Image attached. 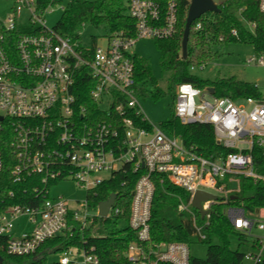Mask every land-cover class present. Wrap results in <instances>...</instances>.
<instances>
[{
  "label": "built area",
  "instance_id": "1",
  "mask_svg": "<svg viewBox=\"0 0 264 264\" xmlns=\"http://www.w3.org/2000/svg\"><path fill=\"white\" fill-rule=\"evenodd\" d=\"M255 1L264 12V0ZM12 2L9 15L0 16V131L13 134L12 179L22 183L33 178L30 193L35 204L18 203L0 211V236L7 237L6 251L31 254L50 238L93 228L94 217L119 216L121 209L115 202L102 217L99 205L92 206L87 195L69 202L62 195L52 196L51 186L74 180L88 194L130 163L135 171L143 168L144 173L133 190L128 227L136 237L124 252V264H196L188 242L151 237L154 175L187 190L189 200H181L176 211L189 212L193 225L200 230L197 214L190 209L198 190L217 196L201 202L208 216L214 202L221 199L227 203L240 192L242 176L264 181V171L259 172L253 160L255 146L264 156V95L233 100L215 97L209 88L200 89L190 82L177 85L174 112L181 122L212 124L217 144L236 149L225 158H207L152 123L136 93L135 53L131 49L141 38L172 36L178 21L177 3L169 2L163 13L153 0H131L129 13L137 19L135 36L119 32L108 35L105 45L75 48L55 26L47 25L46 14L61 0ZM252 62L264 65V54L248 58L247 63ZM82 67L92 77L90 100L106 114L105 119H95L93 112L78 101L76 75ZM195 68L191 66V70ZM3 168L0 152V175ZM102 172L110 176H100ZM232 183L236 187H231ZM10 194L13 196L12 191ZM226 214L254 248L244 253V261L264 264V206L248 214L230 205ZM23 216L32 227L16 237V221ZM95 231L92 235L97 234ZM93 250L70 247L60 253L58 261L103 264Z\"/></svg>",
  "mask_w": 264,
  "mask_h": 264
},
{
  "label": "trees",
  "instance_id": "2",
  "mask_svg": "<svg viewBox=\"0 0 264 264\" xmlns=\"http://www.w3.org/2000/svg\"><path fill=\"white\" fill-rule=\"evenodd\" d=\"M131 0H71L56 24L60 34L75 41L79 38L81 28L90 23L94 26H104L108 35L123 32L126 36H135L136 20L129 13ZM157 2L162 12H166L169 2L174 1L177 9L176 31L172 36L155 38L161 50V65L169 73V89L173 91L179 83L190 82L194 86L205 89L214 88L215 97H229L239 100L249 96L263 97L255 83L238 78L235 75L216 79H204L193 73L191 66H200L212 56L213 44L228 42H244L252 44L259 54H264V12H261L255 0H221L218 11H209L193 21L187 57L182 56V38L186 18L191 0H153ZM200 23L201 27L197 28ZM254 25L252 27L251 25ZM236 31V34L233 31ZM135 64V82L150 78L148 62L137 56L133 57ZM87 68L82 67L76 75V89L78 101L93 112L95 119H105L106 114L90 100L92 77ZM138 89V88H137ZM136 89V90H137ZM162 91H156L155 95ZM162 129L169 135L182 139L187 147L193 146L197 152L207 158H225L228 153L236 151L217 144L214 127L208 123H184L175 115L173 110L168 120L162 123ZM12 133L0 131V152L4 160V168L0 175V211L14 204H35L31 199V184L33 178L22 183L12 179L11 171L15 163V156L10 147ZM254 165L259 172L264 171V156L262 149H253ZM144 173V169L137 171L127 163L124 167L104 180L96 188L88 192L87 197L92 206L108 200L112 193L116 194L115 207L121 209V214L114 219L94 217L93 223L99 222L96 235H92L93 228L80 231L76 229L73 236H56L48 239L31 254L15 255L6 251L7 237L0 236L1 264H60L51 259L52 255L60 254L70 247L94 250L103 264H124V252L131 241L135 240V233L128 227L131 200L135 183ZM155 191L151 207L150 233L156 241H181L189 245L196 242L208 244L205 259L193 257L196 264H244V251L240 247H232V236H237L239 245L247 243V238L236 231L226 208L230 205L238 206L245 211L254 212L264 206V181H254L249 177H241L240 192L229 198L227 203L221 199L211 205L208 216H202L197 210V223L200 230L193 225L190 215L176 211L181 200L188 201L190 194L180 186L172 184L162 175H154ZM13 192V196L10 194ZM124 225L118 227L119 223ZM114 224V228H104L106 224ZM248 244V243H247Z\"/></svg>",
  "mask_w": 264,
  "mask_h": 264
},
{
  "label": "rangeland",
  "instance_id": "3",
  "mask_svg": "<svg viewBox=\"0 0 264 264\" xmlns=\"http://www.w3.org/2000/svg\"><path fill=\"white\" fill-rule=\"evenodd\" d=\"M51 8L46 14V21L49 27H54L61 19L62 13L71 0H61ZM219 3L221 0H214ZM12 0H0V16L5 17L9 15L12 9ZM79 38L74 41L75 48L89 47L94 44L105 45L108 32L104 26H94L90 23L85 24L79 34ZM138 57L143 58L148 62L150 67V78L139 80L137 84V96L144 113L147 115L152 123L162 127V123L169 119L174 108L176 99L173 91L169 89V73L164 71L161 65V50L156 44V39L152 37H145L139 39L131 49ZM212 56L204 61L203 68L196 66L193 71L197 76L204 79H216L221 77H228L235 75L238 78L255 83L260 92L264 95V65H257L254 62L247 63L248 58L259 57L260 54L254 49V46L244 42H228L222 45L213 44L211 46ZM161 90L162 93L155 95L156 91ZM176 93V89H175ZM206 99L212 100L209 95ZM199 101V98H197ZM100 176L109 177L110 173L102 172ZM51 195H62L67 198L69 202L74 200H83L87 195V190L78 186L74 180H63L58 184L51 186ZM192 212L196 213V208L190 206ZM92 212L95 213L94 210ZM190 215L189 212L186 213ZM124 225L119 223L118 227ZM114 224H105L104 228L108 230L114 228ZM32 224L23 216L16 221V228L13 233L16 237H20L23 232L30 230ZM99 227V222L94 224L93 229ZM255 233L261 232L255 229ZM232 247H240L246 253L253 251L249 244L243 243L239 245L237 236L231 237ZM191 254L195 258L205 259L208 252V244L203 242H196L190 245ZM61 254L52 255L51 259L58 260ZM244 264H253L251 260H245Z\"/></svg>",
  "mask_w": 264,
  "mask_h": 264
},
{
  "label": "water",
  "instance_id": "4",
  "mask_svg": "<svg viewBox=\"0 0 264 264\" xmlns=\"http://www.w3.org/2000/svg\"><path fill=\"white\" fill-rule=\"evenodd\" d=\"M218 10H219L218 4L214 0H191L186 18L185 28L183 32V38H182L183 58L187 57L188 41H189V35L193 21H195L197 18H199L202 14L206 12L218 11ZM209 91L210 93H213L214 88L211 87ZM115 198H116V194L112 193L108 200L99 203L100 205L98 207V211L100 216L105 217L107 215L109 209L114 205ZM210 199H217V196L203 190H198L192 198L193 207H195L203 217L208 213V210L206 208L204 209L201 202ZM2 262H3V257L0 254V264Z\"/></svg>",
  "mask_w": 264,
  "mask_h": 264
},
{
  "label": "crops",
  "instance_id": "5",
  "mask_svg": "<svg viewBox=\"0 0 264 264\" xmlns=\"http://www.w3.org/2000/svg\"><path fill=\"white\" fill-rule=\"evenodd\" d=\"M231 187H236V183H232L231 185H230ZM251 212H248V214H250Z\"/></svg>",
  "mask_w": 264,
  "mask_h": 264
}]
</instances>
